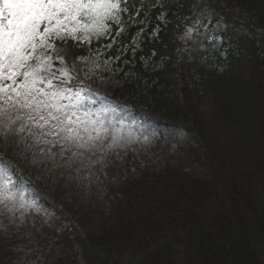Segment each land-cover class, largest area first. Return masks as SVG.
Returning <instances> with one entry per match:
<instances>
[{
  "label": "trees",
  "instance_id": "obj_1",
  "mask_svg": "<svg viewBox=\"0 0 264 264\" xmlns=\"http://www.w3.org/2000/svg\"><path fill=\"white\" fill-rule=\"evenodd\" d=\"M162 10L169 22L155 41ZM204 12L218 23L212 34L226 42L224 58L207 36L182 39ZM117 16L104 26L122 29L121 44L141 32L142 52L155 50L149 64L160 68L144 71L148 83L156 79L145 94L120 92L191 145L167 155L162 173L121 178L109 190L110 214L96 222L94 208L58 207L57 195L56 230L43 227L25 245L20 229L0 226V264H264V0H127ZM85 46L56 42L54 50L69 65ZM209 182L212 211L203 199Z\"/></svg>",
  "mask_w": 264,
  "mask_h": 264
},
{
  "label": "rangeland",
  "instance_id": "obj_2",
  "mask_svg": "<svg viewBox=\"0 0 264 264\" xmlns=\"http://www.w3.org/2000/svg\"><path fill=\"white\" fill-rule=\"evenodd\" d=\"M94 27L86 30L81 25L80 30L72 35H79L77 40L82 42L93 35ZM97 31H101V28H97ZM41 52L46 56L48 49H38L36 55H40ZM118 59L119 57H104L101 49L84 58L83 70H96L101 72L102 76L96 82L79 87L71 100L67 98L69 95L65 94L64 99L47 101L56 104L57 107L64 106L60 107L59 111L57 107L43 105L37 109L35 104L32 107L19 108V105L0 97V146L9 143L11 148L7 157L12 158V165L15 164L17 170L24 173L27 179L38 183L36 186L44 190V193L52 195L53 192H58L61 205L93 206L97 215L92 216V222H96L100 215H109L111 210L110 199L106 200L104 186L109 179L107 176H101L104 180H100V177L97 179V172H93L92 164L102 161L110 152L114 154L112 156L119 157L118 162L123 163L126 155L120 152L127 150L134 152L138 160L152 163V168L158 171L168 153L177 146L190 145L186 137H177L171 131L150 126L149 121L133 117L128 109L109 98L124 83L136 78L133 71H123L126 62L123 61L121 66L115 65ZM30 63L35 66L38 61L34 57ZM42 71L39 72L38 80L44 78L45 82L48 79L53 81L69 78L68 75L65 77L62 74L67 72L62 62L56 67L50 65ZM21 80L22 76L17 77L18 82ZM4 83L10 84L11 81ZM37 85L41 86L43 83L37 82L36 87L40 88ZM46 87L48 89L44 90L45 92L55 91L47 84ZM38 99L45 101L46 97L41 95ZM80 124H83L84 129L89 125L96 129L98 134L96 144L73 143L72 138L78 133ZM91 131L92 129H89V133ZM135 144L137 147L132 146ZM62 159L64 161L59 169L57 163ZM183 165L180 163L179 167ZM53 166L56 170L50 176L48 171ZM195 167L198 171V167ZM85 168L92 172V180L82 184V179L90 175L87 173L80 177L87 172ZM142 168L132 164L130 171L137 175ZM78 169L81 170L77 171ZM10 172L7 162L0 163V197L3 196L2 203L9 214L23 217L27 215L28 208L33 206L35 193L26 186L24 179L13 177ZM95 182L98 184L96 191L93 192ZM203 184L209 191L203 196L204 207L212 211L217 206V199L211 197L214 187L211 182ZM218 193L222 194L218 190L216 196ZM53 225V217L46 218V226L50 228Z\"/></svg>",
  "mask_w": 264,
  "mask_h": 264
},
{
  "label": "snow or ice",
  "instance_id": "obj_3",
  "mask_svg": "<svg viewBox=\"0 0 264 264\" xmlns=\"http://www.w3.org/2000/svg\"><path fill=\"white\" fill-rule=\"evenodd\" d=\"M126 5L127 0H0V97L21 108L33 104L37 109L40 105L57 107L47 101L64 99L71 89L48 93L36 87L37 82L45 83L44 78L38 80L39 72L50 66V57L43 52L36 55L37 50L52 49L53 35L63 39L62 33L73 34L81 25L86 30L93 26L102 29L106 20L118 22L117 13L126 10ZM34 57L38 61L35 66L30 63ZM21 76L23 80L18 82ZM46 83L49 88L55 87L51 79ZM41 95L45 101L38 99ZM67 98L71 100V96Z\"/></svg>",
  "mask_w": 264,
  "mask_h": 264
}]
</instances>
